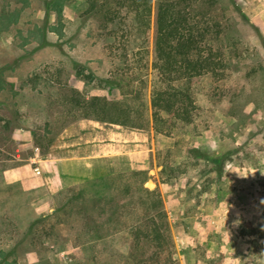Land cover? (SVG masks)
I'll return each mask as SVG.
<instances>
[{
    "label": "rangeland",
    "instance_id": "rangeland-1",
    "mask_svg": "<svg viewBox=\"0 0 264 264\" xmlns=\"http://www.w3.org/2000/svg\"><path fill=\"white\" fill-rule=\"evenodd\" d=\"M60 1L0 0V264H150L147 256L159 249L158 241L138 240L130 231L147 217L139 184L156 189L168 211L177 256L169 264H224L233 251L240 264H264V0H234L248 19L230 0L219 1L215 19L223 21L237 48L218 36L215 47L219 42L218 51L242 56L233 58L238 68L210 73L194 85L191 121L167 115L168 134L157 133L152 119L144 128L127 127L134 151L152 158L145 181L133 174L137 170L108 174L117 181L118 207L88 193L74 197L89 179L51 195L44 187L27 190L9 182L4 172L19 161L18 153L32 152L13 138L16 128L32 130L47 143L83 118L81 104L93 95L139 108L131 117L146 122V109L132 95L140 83L132 77L138 63L152 57L153 29H134L126 9L131 0L122 9L121 28L104 14L88 13L91 0ZM105 1L106 10L118 2ZM147 43L150 53L139 50ZM167 162L174 176L164 182ZM253 170L246 179L236 174ZM48 200L47 213L37 209Z\"/></svg>",
    "mask_w": 264,
    "mask_h": 264
},
{
    "label": "trees",
    "instance_id": "trees-1",
    "mask_svg": "<svg viewBox=\"0 0 264 264\" xmlns=\"http://www.w3.org/2000/svg\"><path fill=\"white\" fill-rule=\"evenodd\" d=\"M219 1L131 0L126 9L132 12L134 29L139 30L144 27L145 33L148 32V29H153L152 57L146 63L139 62L137 65L139 67L138 72H136L137 74L133 73L136 75L132 77L140 83L138 89L134 87L132 95L135 93L134 96L140 101V106L146 109L145 114H143L146 122L140 123L135 117H131L132 113L140 112L139 108L134 109L130 105L126 107L124 102L110 100L108 97L101 95H93L90 99L84 100L81 104L82 117L137 128H144L152 119L156 132L166 134L171 132L167 115L175 116L176 120L191 121L196 107L193 92L194 85L210 73L226 75V70L229 68H238L239 61H237V58L242 56L238 51L235 53L236 57L218 51L222 46L219 42L217 43L218 48L215 47L214 37L218 36L223 41L226 38L230 39L231 46L237 48V41L235 39L231 40L232 37H229V32L226 26L223 25V21L215 19L214 10ZM230 1L235 12L242 14L241 9L234 0ZM60 2V0H56L55 6L59 5ZM126 3L127 0H118L115 7L106 10L104 8L106 6L105 0H91L87 12L104 14L121 28L122 23H125L122 9L126 6ZM242 15L248 19L247 15ZM148 45L150 44L139 45L141 46L139 50L144 48L148 50ZM147 52L150 53V49ZM233 58L237 59L236 62ZM142 65L147 69L145 74L140 72V66ZM122 75L124 74L122 73ZM86 76L90 80L95 77L91 71ZM122 78L119 79L123 80ZM99 80L102 81V78H99ZM115 83L121 87L123 85L119 81ZM149 86H151V91H149ZM147 110H150L149 113ZM122 114L129 119H121ZM56 137L50 138L47 143H43L36 136L35 143L41 148L42 152H46ZM190 151L194 153L191 149ZM194 151H197V149H194ZM134 173L144 176L143 181L146 180L148 174L146 170H137ZM162 173L164 182L172 179L174 171L170 163L165 164ZM110 177L109 175H103L87 180L84 182L86 184H82L83 186L74 197L82 198L88 193L94 195L97 199L100 197V199L102 197L106 198V203L113 206L115 204L113 195L116 194L113 186L117 181ZM120 183L123 185L122 189L126 191V194L131 193L129 183L123 179ZM142 185L137 186V192L139 195L142 193L145 196L143 198L141 195V200L147 217L143 221L144 223H142L141 217L136 220L130 227V231L138 240L144 237L148 241H158L157 248L159 249L151 251L147 256L150 264H158V262H164L163 264L176 263L174 237L164 201L156 189H150ZM88 186H91V188H88ZM64 191L65 189L58 194L61 195ZM115 205L118 207L119 204ZM59 210L57 208L56 212ZM55 213L47 217L51 218Z\"/></svg>",
    "mask_w": 264,
    "mask_h": 264
},
{
    "label": "crops",
    "instance_id": "crops-1",
    "mask_svg": "<svg viewBox=\"0 0 264 264\" xmlns=\"http://www.w3.org/2000/svg\"><path fill=\"white\" fill-rule=\"evenodd\" d=\"M105 124L94 118H80L66 126L46 152L36 145L34 131L16 128L13 138L20 146H26L21 148L32 152L27 157L17 154L19 161L4 171L12 178L7 180L19 182L27 190L44 187L48 193L56 195L85 179L120 170L147 169L152 154L134 151L133 131L123 124ZM122 158L124 165L118 163ZM51 207L48 200L37 209L46 208L43 212L47 213Z\"/></svg>",
    "mask_w": 264,
    "mask_h": 264
},
{
    "label": "clouds",
    "instance_id": "clouds-1",
    "mask_svg": "<svg viewBox=\"0 0 264 264\" xmlns=\"http://www.w3.org/2000/svg\"><path fill=\"white\" fill-rule=\"evenodd\" d=\"M254 173H255V170H253L252 172L247 173V174H245V175H241V174L238 173V172H237L236 174H237L240 178H244V179H246L250 174H254ZM235 223H236L237 226H238L239 221H236ZM261 230L264 231V228H262ZM228 234H229V232H228ZM229 238H230V234H229ZM261 243H264V241H262ZM259 254L264 255V251H262V252L259 253ZM240 261H241L240 258H238V257H234V251H233V253L231 254V256L226 257V259H225V261H224V264H240Z\"/></svg>",
    "mask_w": 264,
    "mask_h": 264
},
{
    "label": "built area",
    "instance_id": "built-area-1",
    "mask_svg": "<svg viewBox=\"0 0 264 264\" xmlns=\"http://www.w3.org/2000/svg\"><path fill=\"white\" fill-rule=\"evenodd\" d=\"M69 263H70V260H66V261H65V264H69Z\"/></svg>",
    "mask_w": 264,
    "mask_h": 264
}]
</instances>
